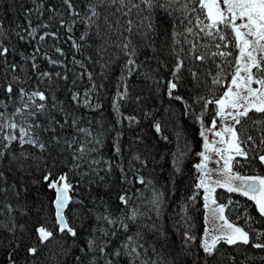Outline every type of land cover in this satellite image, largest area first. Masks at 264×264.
<instances>
[{
	"label": "snow or ice",
	"instance_id": "snow-or-ice-1",
	"mask_svg": "<svg viewBox=\"0 0 264 264\" xmlns=\"http://www.w3.org/2000/svg\"><path fill=\"white\" fill-rule=\"evenodd\" d=\"M184 121L199 129L187 199L203 200L205 228L193 253L186 204L179 251L264 264V174L241 171L264 165V0H0V264H48L54 250L71 264H177L146 170L165 159L156 145L173 143L171 124L175 183L191 151ZM217 188L258 219L231 221L238 202Z\"/></svg>",
	"mask_w": 264,
	"mask_h": 264
},
{
	"label": "trees",
	"instance_id": "trees-1",
	"mask_svg": "<svg viewBox=\"0 0 264 264\" xmlns=\"http://www.w3.org/2000/svg\"><path fill=\"white\" fill-rule=\"evenodd\" d=\"M5 7H7V4H5ZM9 19H12L11 13H9ZM78 34L79 33H77V35ZM13 43H15L14 40ZM62 46L65 48L66 51H70L67 44H62ZM46 47L48 46L46 45ZM48 50L50 54L55 55L51 52L50 47L48 48ZM96 71L98 72L99 69L97 68ZM117 74L118 73H112L110 79L105 81L107 91L104 95V111L102 115L104 116L106 122L114 120L110 107V100L111 95L114 93L115 90L114 82ZM157 106L159 107L160 105ZM175 110L177 112V116H179V107H177ZM143 123L146 125L148 122L145 121ZM180 127L183 132L184 138L187 139L190 143L191 151L185 157L182 165V173L176 179L174 184L169 180V174L171 173L172 168L170 163L171 157L168 155L170 151L176 150L175 131L172 125H168L165 134L169 136L170 140H172L173 143H169L167 145H165L163 141H160V143L156 145V140L153 139V131L148 127H144L143 134L146 135L147 138L152 141L154 145H156V150L160 153V155L165 156V159L163 161H160L155 165V172L149 169L146 170V175L151 177L154 183L156 184V187L165 193V208L163 210L161 219L158 221V224L163 227L167 232V239L170 242L169 250H175V252L179 253V259L177 261V264H185V260L187 261V264H194L193 257H186L185 254L183 252H180L179 250L182 248V234L186 227L183 220V216L185 215L183 209L186 204L189 205L187 215L191 218V223L193 225L192 231L193 234L197 237L195 245L192 246L193 253H195L196 248L199 246L200 238L205 228L203 200L198 198L195 206L192 207L187 199L192 194L193 185L195 183L196 172L193 165L198 161V157L195 156V152L200 150V141L198 136L199 129L191 121H184V123ZM157 159L159 160V156H157ZM161 165H163V167H161ZM241 171L245 172L246 174H264V165H260L258 161H253L251 166H245V168L241 169ZM215 195L218 197V201L220 203L227 204L229 199L234 202H238L235 207L226 209V214L231 221L236 222L240 226H245L244 217L246 215L250 214L251 216L256 217L258 219V213L255 212V206L253 202L249 201L246 197L240 196L235 193L230 194L222 188H217ZM53 197L54 193H47V196L45 198L46 206L47 200ZM49 211H51L50 208ZM73 223L74 226L78 227L80 222L73 221ZM257 226H260L259 223L257 224ZM49 227H51V225H49ZM226 247V245H221V248ZM239 250L243 251V246H240ZM55 251L56 250L53 251V259L49 260L48 264H58V262L59 264H71V255H68L67 257L62 254L56 256ZM229 251L231 250L229 249ZM248 251L254 252V250H252L250 246L248 248ZM45 258L48 259V254H46ZM223 264H227V262L225 261L223 262ZM255 264H261V262L257 260Z\"/></svg>",
	"mask_w": 264,
	"mask_h": 264
},
{
	"label": "rangeland",
	"instance_id": "rangeland-1",
	"mask_svg": "<svg viewBox=\"0 0 264 264\" xmlns=\"http://www.w3.org/2000/svg\"><path fill=\"white\" fill-rule=\"evenodd\" d=\"M198 160H199V158H198ZM198 162V161H197ZM209 167H211V168H215L216 167V165L215 164H209ZM225 215L227 216V214H226V212H225ZM228 217V216H227ZM229 218V217H228Z\"/></svg>",
	"mask_w": 264,
	"mask_h": 264
}]
</instances>
